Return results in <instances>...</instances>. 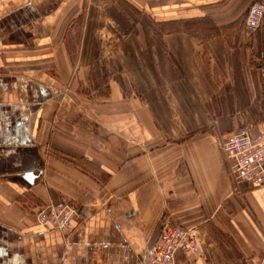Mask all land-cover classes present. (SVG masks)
Returning a JSON list of instances; mask_svg holds the SVG:
<instances>
[{
    "label": "crops",
    "instance_id": "1",
    "mask_svg": "<svg viewBox=\"0 0 264 264\" xmlns=\"http://www.w3.org/2000/svg\"><path fill=\"white\" fill-rule=\"evenodd\" d=\"M60 1L75 0H0V264H148L146 249L157 240L163 215L182 225L211 217V235L230 233L235 251L208 240L213 264H240V254L246 264H264L258 217L230 198L225 159L213 138L122 117L117 104L90 108L75 93L56 95L58 78L41 67L56 54L41 52L60 35ZM195 1L169 5L175 14L197 10V20L215 23L197 26V33L217 35L197 42L200 79L247 81L250 58L243 52L255 50L264 90V27L248 38L245 26L227 25L245 20L254 0ZM207 45L210 57L198 52ZM25 76L27 94L19 82ZM119 89L110 95L114 102ZM107 110L117 117L107 120ZM258 128L264 131V124ZM249 194L264 215V184ZM60 199L80 210L64 234L39 225L30 209ZM174 264L196 262L177 251Z\"/></svg>",
    "mask_w": 264,
    "mask_h": 264
},
{
    "label": "rangeland",
    "instance_id": "2",
    "mask_svg": "<svg viewBox=\"0 0 264 264\" xmlns=\"http://www.w3.org/2000/svg\"><path fill=\"white\" fill-rule=\"evenodd\" d=\"M182 2L197 6L195 0L60 1L57 5L58 10H62L59 18L60 35L55 36V43L47 46L48 50L41 52L50 54L52 51L57 58L54 61L42 60V71L51 72L58 78V89L54 91L56 95L61 90L64 95L71 96L75 93L80 105L94 108L97 105L108 107L117 104L121 108L122 117L137 115L144 123L153 121L162 125L178 124L185 137L197 134V137L213 138L225 159L231 191L234 192L230 198L242 202L253 217H258L256 223L264 232V215L249 194L257 187L236 182L222 146L223 140L239 127H250L255 135L264 134L258 128L264 124V90L256 51L243 52L244 56L247 54L246 59L248 56L250 58L249 65L244 67L247 81L242 80L239 75L241 73L237 74L239 77L237 76L234 84L225 81L210 83L200 79L197 72V42L209 43L212 36L217 35L197 33V26L207 27L215 23L208 18L197 20V10L175 14L170 9V3H174L173 6L184 5ZM254 2L264 4V0H254L250 6ZM233 24L245 26L243 19H235L227 25ZM262 27L264 19L260 28ZM246 35L248 38L253 36L249 33ZM208 45L206 51L198 52H207L210 57V53L214 52L208 49ZM224 52L225 55L219 57H226L227 52ZM230 53L232 56L231 50ZM19 82L23 85L20 86L22 92L27 94L29 78L20 77ZM257 83L259 92L255 90ZM115 85L120 88L117 90L116 102L110 96ZM242 93L252 96H239ZM65 106L67 105H63L62 111ZM227 110L231 111L226 113ZM106 112L107 120L117 117V114H111V110ZM175 131H178L177 126ZM62 201L77 209L76 217L80 215L76 204L60 199L39 206L30 205L35 221L47 230L63 234L69 231L71 224L68 228H53L43 218L44 214L50 213L53 205ZM249 201L253 203V207ZM209 219L212 218L205 217L193 223L197 225L206 256H191L196 264H213L208 243L211 238L223 240L235 251V244L232 243L234 237L230 233L216 232L211 235L207 225L210 224ZM166 222L182 225L171 216L163 215L159 235ZM236 254L234 253V257ZM236 258L240 264H246L241 254L240 257L236 255Z\"/></svg>",
    "mask_w": 264,
    "mask_h": 264
},
{
    "label": "built area",
    "instance_id": "3",
    "mask_svg": "<svg viewBox=\"0 0 264 264\" xmlns=\"http://www.w3.org/2000/svg\"><path fill=\"white\" fill-rule=\"evenodd\" d=\"M263 19L264 4L254 2L244 20L247 33H256ZM222 146L236 182L250 187L264 184V134L255 135L250 127H239L223 140ZM77 215L78 211L74 206L62 201L53 205L50 213L44 214L43 218L53 228H68ZM177 251L189 256H205L197 225L164 223L155 244L146 249L148 264H174Z\"/></svg>",
    "mask_w": 264,
    "mask_h": 264
},
{
    "label": "bare ground",
    "instance_id": "4",
    "mask_svg": "<svg viewBox=\"0 0 264 264\" xmlns=\"http://www.w3.org/2000/svg\"><path fill=\"white\" fill-rule=\"evenodd\" d=\"M31 167V166H30Z\"/></svg>",
    "mask_w": 264,
    "mask_h": 264
}]
</instances>
